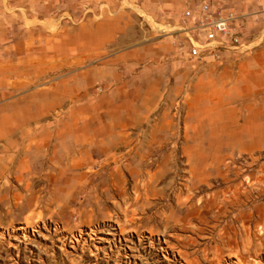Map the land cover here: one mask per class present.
Masks as SVG:
<instances>
[{"label":"rangeland","instance_id":"obj_1","mask_svg":"<svg viewBox=\"0 0 264 264\" xmlns=\"http://www.w3.org/2000/svg\"><path fill=\"white\" fill-rule=\"evenodd\" d=\"M0 264H264V0H0Z\"/></svg>","mask_w":264,"mask_h":264},{"label":"built area","instance_id":"obj_2","mask_svg":"<svg viewBox=\"0 0 264 264\" xmlns=\"http://www.w3.org/2000/svg\"><path fill=\"white\" fill-rule=\"evenodd\" d=\"M186 14H190L189 10H186ZM230 16H222L219 14H213L208 9V3H205L203 7V19H201L197 26L202 34L201 40H192L189 53L192 55H203L216 49L217 42L221 37L230 36L229 27ZM192 39V37H190Z\"/></svg>","mask_w":264,"mask_h":264}]
</instances>
